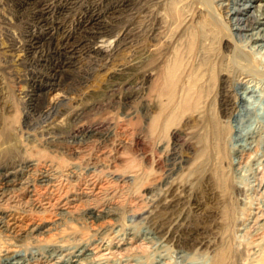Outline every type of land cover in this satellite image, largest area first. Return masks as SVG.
<instances>
[{
	"label": "rangeland",
	"instance_id": "obj_1",
	"mask_svg": "<svg viewBox=\"0 0 264 264\" xmlns=\"http://www.w3.org/2000/svg\"><path fill=\"white\" fill-rule=\"evenodd\" d=\"M62 1L0 0V215L27 228L0 223V264L84 247L102 264H264V223L251 238L264 218V77L233 61L264 70V46L232 15L264 0H123L96 55L29 52L37 10ZM72 1L68 30L103 0Z\"/></svg>",
	"mask_w": 264,
	"mask_h": 264
},
{
	"label": "bare ground",
	"instance_id": "obj_2",
	"mask_svg": "<svg viewBox=\"0 0 264 264\" xmlns=\"http://www.w3.org/2000/svg\"><path fill=\"white\" fill-rule=\"evenodd\" d=\"M29 1L33 4L37 2V0H26ZM133 1V0H132ZM72 0H64L60 4H58V8H55L57 10L56 15L53 14V9H51L49 6L46 7V10H37L38 11V18L37 21L38 23L43 25V29L40 30L37 33L32 34L29 37V46H28V51L29 52H40L41 50L44 51L45 48H47L50 45H54V47L62 52L66 56H68L70 59H76L77 56L81 53L83 54H97L99 53L100 49L96 48L94 46V43L102 38L103 36H108L111 35L117 25L119 24V17L120 14H122L129 6V4L126 1L123 0H103L100 4L101 7L96 11L92 10L89 8H86L87 10L85 13L82 15L80 18L78 24L76 25V28L74 30H68L66 26L64 25L63 21L61 20V16L63 14H66L68 11L71 9V4ZM251 2V1H250ZM39 3V2H38ZM261 4V3H260ZM17 5V4H16ZM57 5V4H56ZM264 5V3H263ZM36 6V5H35ZM73 6V5H72ZM218 6V5H217ZM259 7L261 5H258ZM21 7V6H20ZM254 5L250 3H242L240 4L237 8H235L232 12L233 17L235 18V30L239 33L240 36L243 38H246L247 41H251L255 43V45L260 48L261 46H264V8L261 11L260 9L256 8L255 12H251L252 8L254 9ZM42 8V7H41ZM262 8V7H261ZM16 9V8H15ZM29 9V8H28ZM43 9V8H42ZM213 9V8H212ZM28 11V10H27ZM67 11V12H66ZM123 11V12H122ZM253 11V10H252ZM260 14H258V12ZM26 12V11H25ZM45 12L52 13V18H47L45 17ZM65 12V13H64ZM131 13V12H130ZM215 13V12H214ZM24 14V13H23ZM252 14V16H251ZM26 16V15H25ZM65 16V15H64ZM69 16V15H68ZM66 18V17H65ZM49 19L51 22L46 23V20ZM219 19V17H218ZM125 20V19H124ZM232 20V19H230ZM123 21V20H122ZM128 21V20H127ZM222 21V20H219ZM233 21V22H234ZM22 22V21H21ZM230 22V21H229ZM33 23V22H32ZM36 24V23H35ZM30 25V24H29ZM41 25V26H42ZM230 25V23H229ZM33 27V26H32ZM233 29V28H232ZM128 30V29H127ZM132 30V29H131ZM121 31V30H120ZM202 33V32H201ZM234 33V32H233ZM232 33V34H233ZM210 35V34H209ZM212 35V34H211ZM127 36V35H126ZM205 37V35H204ZM235 39V38H234ZM236 41V40H235ZM205 42V41H204ZM130 43V42H129ZM123 45V44H122ZM202 46V45H201ZM209 46V45H208ZM256 46V47H257ZM21 47V46H20ZM235 47V45H234ZM203 48V47H202ZM262 48V47H261ZM260 48V49H261ZM15 51V50H14ZM25 51V50H24ZM115 51V50H114ZM204 51V50H203ZM206 52V51H205ZM229 52V51H228ZM233 52V50H232ZM262 52V51H261ZM52 53V52H51ZM50 53V54H51ZM63 54V53H62ZM204 54V53H203ZM231 54V53H230ZM235 54V53H234ZM258 54V53H257ZM29 56V55H28ZM34 56V55H33ZM113 57V56H112ZM239 57L241 60L246 59V54L244 51H241L239 53ZM62 58V57H61ZM234 58V57H232ZM237 59V58H235ZM31 60V59H30ZM180 60V59H179ZM233 60V59H232ZM237 66L239 69L242 70L243 73H257L261 76L264 77V70H258L254 65H252L249 61L246 62V64L236 61ZM32 62V61H30ZM234 64V65H236ZM56 65V64H55ZM59 65V64H58ZM65 66V65H64ZM236 66V67H237ZM122 67V66H121ZM120 67V68H121ZM62 68V67H61ZM130 68V67H129ZM224 68V67H223ZM227 68V67H226ZM235 69V68H234ZM261 69V68H260ZM263 69V68H262ZM104 71V70H103ZM118 71V70H117ZM224 71V70H223ZM57 72V70H56ZM55 72V73H56ZM60 72V71H58ZM123 72V71H122ZM56 75V74H55ZM116 75V74H115ZM125 75V74H124ZM129 75V74H128ZM127 76V75H126ZM114 77V76H113ZM117 77V76H116ZM119 77V76H118ZM124 78V77H122ZM243 79V78H242ZM123 80V79H122ZM246 80H248L246 78ZM136 83V82H135ZM40 87V86H39ZM248 88V87H247ZM254 88V87H253ZM35 94V93H34ZM39 94V93H38ZM41 94V93H40ZM127 94V93H126ZM37 95V93H36ZM247 95V94H246ZM131 96V95H130ZM37 98V97H36ZM40 98V97H39ZM222 100V99H221ZM244 100V97L241 96V94H237L236 96L234 95L232 98L228 97L223 100L222 107L221 109L223 110V113L225 115L230 114L231 109H233L235 106H237L238 101ZM168 101V100H167ZM239 104V103H238ZM63 109V108H62ZM235 109V108H234ZM250 109V108H249ZM42 112V111H41ZM46 112V111H45ZM174 112V111H173ZM250 111L248 110V113ZM252 112V111H251ZM49 113V112H48ZM71 115V114H70ZM74 116V115H73ZM79 119V118H78ZM73 120V119H72ZM216 127V125H215ZM217 129V128H216ZM254 131V130H253ZM219 132V131H217ZM253 133V132H252ZM218 134V133H217ZM216 134V135H217ZM257 133L255 135H252V140L251 144L255 142V138ZM215 135V134H214ZM222 135V134H221ZM250 136V135H248ZM264 138V137H263ZM215 140V139H214ZM217 140V139H216ZM215 140V141H216ZM221 140V139H220ZM224 140V139H223ZM263 141V140H262ZM221 142V141H220ZM217 143V142H216ZM250 143V142H249ZM216 145V144H215ZM248 146V145H247ZM215 148V147H214ZM220 149H222L220 147ZM254 147L249 146V148L246 147V149H241L240 153L241 154H247L248 151L253 150ZM264 151V150H263ZM220 152V151H219ZM249 154V153H248ZM264 156V152L262 153ZM245 156V155H244ZM261 156V155H260ZM243 157V156H242ZM173 159V158H172ZM261 159V158H260ZM171 160V159H170ZM174 160V159H173ZM171 162V161H170ZM260 162V161H259ZM28 165H32L33 163L28 161ZM261 165V164H260ZM177 168V167H176ZM30 169V168H29ZM172 172V171H171ZM9 175H15L14 172H10ZM257 177V175H256ZM28 178V177H27ZM8 180V179H7ZM11 180V179H10ZM44 181V180H43ZM4 182V181H3ZM8 182V181H7ZM10 182V181H9ZM174 183V182H173ZM256 186V185H255ZM258 188V187H256ZM262 188V187H261ZM260 188V189H261ZM5 189V188H4ZM185 192V191H184ZM249 192V191H248ZM253 192V191H252ZM3 193V192H2ZM172 193V192H171ZM178 193V192H177ZM7 194V193H6ZM5 195V194H4ZM171 196V195H170ZM3 197V196H2ZM1 197V198H2ZM177 197V196H176ZM5 198V197H4ZM3 199V198H2ZM175 199V198H174ZM177 200V199H176ZM175 200V201H176ZM263 201V200H262ZM174 203V202H173ZM175 204V203H174ZM254 205V204H253ZM256 205V204H255ZM257 207V206H256ZM261 208V207H260ZM258 209V208H257ZM107 211V210H106ZM73 213V211H72ZM97 213V212H96ZM95 213V214H96ZM262 213V212H261ZM90 215V214H89ZM93 215V214H92ZM256 215V214H255ZM254 215V216H255ZM8 217V221H5V218ZM94 217V216H93ZM90 218V217H89ZM95 218L100 219L102 218V215L96 214ZM94 218V219H95ZM107 218V217H106ZM252 219V217H251ZM254 220L252 221L253 226H255V230L253 233V242L254 245L256 243L258 244V232L260 231V227L264 223V218L263 216H257L253 218ZM91 220V219H90ZM19 222H22L21 219H19L17 216H15L14 213H7L4 214L2 213L0 215V223L3 225L7 231H20L23 228ZM104 222V221H103ZM106 222V221H105ZM30 223V222H29ZM169 223V222H168ZM244 224V223H243ZM26 226V225H25ZM252 226V227H253ZM248 227V226H247ZM251 227V226H250ZM249 227V228H250ZM264 227V226H263ZM31 228V226H30ZM36 228V227H35ZM34 228V229H35ZM262 228V227H261ZM160 229V228H159ZM245 229V228H244ZM31 231V230H30ZM158 231V230H157ZM246 231V230H245ZM128 232V231H127ZM247 232V231H246ZM249 232V231H248ZM19 233V232H18ZM40 233H45L41 232ZM157 233V232H156ZM15 234V233H14ZM129 234H134L133 232H130ZM247 234V233H246ZM250 234V233H248ZM19 235V234H18ZM39 235V234H37ZM251 235V234H250ZM26 236V235H25ZM35 236V235H34ZM128 237V236H127ZM135 238V237H132ZM131 240V238H129ZM123 240V239H122ZM146 240V239H145ZM124 241V240H123ZM148 242L152 243V240H147ZM161 241V240H160ZM135 242V241H134ZM139 242V241H138ZM106 243V242H105ZM133 243V242H132ZM137 243V242H136ZM249 244V243H248ZM87 245V244H86ZM140 245V244H139ZM157 245H163V243L157 244ZM247 245V244H245ZM253 245V246H254ZM259 245V244H258ZM164 246V245H163ZM163 246H157L162 248ZM249 246V245H247ZM252 246V247H253ZM93 247V246H92ZM101 247V246H100ZM99 247V248H100ZM256 247V246H255ZM116 248V247H115ZM127 248V247H126ZM121 249V248H120ZM123 249V248H122ZM255 251V250H254ZM15 252V251H14ZM17 252V251H16ZM29 254V253H28ZM31 255V254H30ZM19 253H15V257H18ZM222 256L223 253L219 255L218 261H216V264H221L222 263ZM10 257V256H7ZM41 257L43 259L41 260ZM93 257V258H92ZM95 257V258H94ZM93 248H88L84 247L81 249H78L76 253H68L67 255L65 254L63 257L59 259L53 260L55 257H53L52 254L47 253H33L31 255V258L34 259L35 261L43 262L44 264H102V258H100ZM106 257V256H105ZM182 259V258H181ZM38 262V264H39ZM32 263V262H31ZM9 264H23L22 258L17 259ZM155 264H169L167 263L163 258L160 260H157Z\"/></svg>",
	"mask_w": 264,
	"mask_h": 264
}]
</instances>
